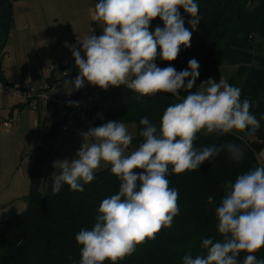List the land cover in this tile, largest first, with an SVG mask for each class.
<instances>
[{"label":"clouds","instance_id":"1","mask_svg":"<svg viewBox=\"0 0 264 264\" xmlns=\"http://www.w3.org/2000/svg\"><path fill=\"white\" fill-rule=\"evenodd\" d=\"M192 19L195 29L200 21L194 0H99L89 9L91 21L103 34H89L71 48L78 75L67 83L69 94L85 81L105 91L109 86H126L141 96L171 93L177 100L168 106L159 125L147 116L140 119L142 142L128 153L133 136L119 121H108L79 133L81 148L71 160H57L53 167V194L67 184L73 192H83L85 184L95 179V171L110 165V172L120 181L118 193L103 199L91 230L76 234L81 259L79 264H104L132 255L146 238L154 239L163 227H171L179 214V192L170 188L169 175L195 171L218 154L215 146L195 147L198 133L228 134L234 130L249 137L260 128V121L250 111L249 99L241 100V89L222 78H208L195 92L200 64L195 58L179 72L172 66L160 68L155 63L157 49L164 61H174L181 45L191 47L192 32L185 27L179 8ZM163 21L155 30L151 22ZM86 57V58H85ZM181 90L187 93L181 96ZM69 105L78 106L69 101ZM233 160L243 158L239 146L231 149ZM127 153V154H126ZM171 166V169L170 167ZM140 169L141 171H135ZM225 195L215 208L220 240L203 239L206 255L183 257V264H241V252L248 253L242 264H264L255 253L264 248V166L225 182ZM209 204L214 197H208Z\"/></svg>","mask_w":264,"mask_h":264},{"label":"trees","instance_id":"2","mask_svg":"<svg viewBox=\"0 0 264 264\" xmlns=\"http://www.w3.org/2000/svg\"><path fill=\"white\" fill-rule=\"evenodd\" d=\"M16 1L19 0H0V45L5 46L12 33ZM194 2L199 6L200 18L195 29L188 23L192 17L179 8L185 27L192 32L191 47L181 45L174 61L162 60L158 48L155 63L160 68L172 66L179 72L188 68L190 59L198 60L200 76L192 92L201 82L216 77L225 62L237 66L236 76L229 78L227 83L241 89V100L252 101L250 111L260 121V128L251 137L233 132L198 133L194 146H215L218 154L195 171L186 170L167 177L169 187L179 192L180 211L172 226L163 227L154 239L146 238L132 255L116 264H183L185 255L193 258L206 255V250L201 248L203 239L222 238L217 229L215 208L225 195V182L234 183L238 175L264 166L259 157L264 150V54H258L264 53V0ZM157 25L164 27L159 17L151 22L150 29L154 31ZM186 95L181 90V96ZM176 102L171 93L141 96L124 85L113 87L105 97L109 117L136 123L137 136L131 143L136 147L143 140L139 135L143 129L140 119L147 116L159 125L166 108ZM54 132L57 133L56 126L52 129ZM233 146L242 149V159H232L230 149ZM51 158V151L43 147L36 149L29 170L26 210L0 220V264H79L83 246L78 245L76 234L82 229L91 230L103 199L118 193L120 181L108 166L95 173L90 184L83 185V192H73L65 184L58 194H53V179L44 175ZM209 196L214 197L212 204L208 202ZM247 254L240 253L241 264ZM255 255L264 259V248ZM104 264H111V261L106 260Z\"/></svg>","mask_w":264,"mask_h":264},{"label":"rangeland","instance_id":"3","mask_svg":"<svg viewBox=\"0 0 264 264\" xmlns=\"http://www.w3.org/2000/svg\"><path fill=\"white\" fill-rule=\"evenodd\" d=\"M98 2L99 0L16 1L12 34L5 46L0 45V76L6 79V83L0 84V91L6 92L8 86H15L23 79H39L52 63L68 57L69 46L82 48L79 38L82 41L89 34L102 35L103 29L97 22L91 21L89 13V9L94 8ZM257 47L259 49V45ZM236 71L237 66L225 62L214 79L219 82L222 78L227 82L229 78L236 76ZM10 103L12 108L9 111L0 106V116H5V121L18 119V123L12 125L7 132L3 130V125L0 126V220H7L26 210L30 187L29 170L38 147L52 152L44 174L52 177L57 171L53 162L74 158L82 144L79 133L91 127L121 120L133 138L137 136L135 122L109 117L108 108L105 109L104 122H83L80 117L76 126L69 132H64L60 126V112L48 114V118L42 115L40 123H34L31 110L22 106L20 99L11 96ZM107 103L109 104V100ZM106 105L105 103L104 108ZM54 126L57 133H52ZM233 133L244 136L235 130ZM136 148L135 145H130L127 152ZM259 157L264 164V150ZM108 166L102 165L95 173ZM42 192L45 193L44 187Z\"/></svg>","mask_w":264,"mask_h":264},{"label":"built area","instance_id":"4","mask_svg":"<svg viewBox=\"0 0 264 264\" xmlns=\"http://www.w3.org/2000/svg\"><path fill=\"white\" fill-rule=\"evenodd\" d=\"M78 50L84 57L82 48ZM78 71L71 47H69L68 57L52 63L40 79L33 81L23 79L15 86H8L6 92L20 99L21 105L28 107L31 112L39 113L44 109L48 115L59 111L61 113L60 126L64 132L76 126L80 117L83 122H104L105 97L113 87L109 86L105 91L98 85L94 86L85 81L81 89L73 90L69 94V87L74 89V85L69 86L67 81L74 80ZM69 101L77 102L78 106H70ZM15 123H18V119L5 122L4 131L7 132Z\"/></svg>","mask_w":264,"mask_h":264},{"label":"crops","instance_id":"5","mask_svg":"<svg viewBox=\"0 0 264 264\" xmlns=\"http://www.w3.org/2000/svg\"><path fill=\"white\" fill-rule=\"evenodd\" d=\"M12 34V33H11ZM70 47V46H69ZM43 72V71H42ZM44 73V72H43ZM43 73L41 74V77L43 75ZM40 77V78H41ZM0 84H4L6 83V79L3 78V76H0ZM39 78V79H40ZM2 79L4 81H2ZM10 98L11 96L7 93V92H4V91H0V106H3L4 110L6 111H9L11 110L12 108V104L10 103ZM58 113V112H57ZM32 118H34V123L37 122V123H40L41 121V117L42 115H45V118H48V115L45 113L44 109L41 110L39 113H34L32 112ZM5 122V116H0V126H2ZM3 128V127H2ZM40 128V127H39ZM4 130V129H3Z\"/></svg>","mask_w":264,"mask_h":264}]
</instances>
